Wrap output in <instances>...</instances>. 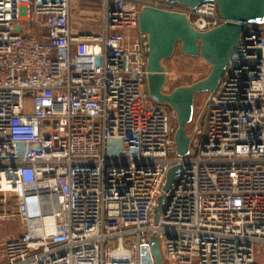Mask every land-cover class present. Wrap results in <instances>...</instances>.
<instances>
[{
    "label": "built area",
    "instance_id": "2783aa9c",
    "mask_svg": "<svg viewBox=\"0 0 264 264\" xmlns=\"http://www.w3.org/2000/svg\"><path fill=\"white\" fill-rule=\"evenodd\" d=\"M73 2L0 0V230L21 225L0 231V264H156L151 235L163 264H261L264 22L246 25L181 156L139 14L183 12L204 32L225 22L216 1L100 0L96 31L74 26Z\"/></svg>",
    "mask_w": 264,
    "mask_h": 264
},
{
    "label": "water",
    "instance_id": "95a60500",
    "mask_svg": "<svg viewBox=\"0 0 264 264\" xmlns=\"http://www.w3.org/2000/svg\"><path fill=\"white\" fill-rule=\"evenodd\" d=\"M164 1L191 9L208 1H216L220 14L225 18L220 25L201 32L192 27L183 12L144 6L139 14V30L147 34L149 43L148 92L153 101L169 105L174 110L177 119L176 147L178 154L183 156L189 152L191 134L188 125L193 120L196 94L207 92L212 95L216 91L240 37L246 33V25L264 22V0ZM178 45L184 55L201 58L211 65V70L207 77L190 85L176 87L168 93L164 91L167 82L164 60L174 55ZM179 171L180 168L176 166L167 174L163 196L155 210L156 220L163 209L165 194L174 186V178ZM150 245L156 264H163L160 241L156 235H151Z\"/></svg>",
    "mask_w": 264,
    "mask_h": 264
},
{
    "label": "rangeland",
    "instance_id": "374dc122",
    "mask_svg": "<svg viewBox=\"0 0 264 264\" xmlns=\"http://www.w3.org/2000/svg\"><path fill=\"white\" fill-rule=\"evenodd\" d=\"M82 0H74L72 5V21L74 26L81 31H96L99 28L98 16H95L94 13L99 14L100 8L90 7V5H81ZM85 1V0H84ZM88 2L92 0H87ZM98 18V19H97ZM97 19V20H96ZM38 24V19H33L32 22L28 24V31L35 33L38 37H41L43 33V26ZM164 66L166 67L167 73V82L164 86L165 92H171L176 87L183 85H190L196 81H199L209 74L211 70V65L202 60L199 57H189L182 53L180 45L176 47L174 55L164 60ZM209 94L207 92H202L196 94L195 97V108L194 116L192 122L188 125V129L191 130L192 126L194 127L197 122V112L199 107L207 101ZM163 195L158 197V200L161 199ZM7 233H2L3 235H15L21 232V225L18 221L9 223L7 222L4 226ZM255 260L261 264H264V252H260L256 255ZM164 264H167L164 262Z\"/></svg>",
    "mask_w": 264,
    "mask_h": 264
},
{
    "label": "trees",
    "instance_id": "16d2710c",
    "mask_svg": "<svg viewBox=\"0 0 264 264\" xmlns=\"http://www.w3.org/2000/svg\"><path fill=\"white\" fill-rule=\"evenodd\" d=\"M81 5H90V7H96V9L100 8V0H92L90 2H88L87 0H82L81 1Z\"/></svg>",
    "mask_w": 264,
    "mask_h": 264
},
{
    "label": "crops",
    "instance_id": "0c3cea01",
    "mask_svg": "<svg viewBox=\"0 0 264 264\" xmlns=\"http://www.w3.org/2000/svg\"><path fill=\"white\" fill-rule=\"evenodd\" d=\"M81 30V29H80ZM41 36H43V35H41ZM2 233H7L8 231L7 230H5V228L3 227L1 230H0ZM7 231V232H6ZM16 235V234H15ZM9 236H11V235H9ZM13 236V235H12Z\"/></svg>",
    "mask_w": 264,
    "mask_h": 264
}]
</instances>
